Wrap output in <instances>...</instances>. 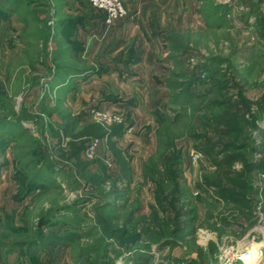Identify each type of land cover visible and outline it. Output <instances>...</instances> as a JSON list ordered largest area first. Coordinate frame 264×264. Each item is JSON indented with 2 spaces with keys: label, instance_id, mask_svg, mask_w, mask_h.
<instances>
[{
  "label": "rangeland",
  "instance_id": "obj_1",
  "mask_svg": "<svg viewBox=\"0 0 264 264\" xmlns=\"http://www.w3.org/2000/svg\"><path fill=\"white\" fill-rule=\"evenodd\" d=\"M116 1L124 16L108 24L90 0H0V264H241L251 246L264 264V212L257 201L244 211L202 193L213 168L193 161L188 137L223 73L248 98L264 96V0ZM65 115L79 128L123 126L114 141L131 160L126 196L102 181V168L118 174L104 140L87 144V173L61 159ZM173 147L195 238L120 246L118 229L138 233L126 219L149 214L153 178ZM251 183L264 187V172ZM57 241L69 247L59 262Z\"/></svg>",
  "mask_w": 264,
  "mask_h": 264
},
{
  "label": "trees",
  "instance_id": "obj_2",
  "mask_svg": "<svg viewBox=\"0 0 264 264\" xmlns=\"http://www.w3.org/2000/svg\"><path fill=\"white\" fill-rule=\"evenodd\" d=\"M138 62L139 57H131V64ZM215 89L218 99L209 104L207 113L188 133L193 148L202 153L213 168L212 173L202 177L199 187L216 202L249 211L257 201L264 212V187L255 188L251 183L254 173L264 172V128L258 118L259 112L264 113V96L260 100L248 98L236 78L226 72L216 81ZM63 122L58 138L60 142H67L60 148L61 159L71 161L82 173H87L91 162L81 159L87 144L104 140L117 164L118 174L111 178L102 168V181L110 184V193L117 200L126 196L132 184L131 160L114 141L123 135V126L91 122L79 128L78 119L70 115H65ZM247 127L257 136L246 138ZM251 155L255 157L250 159ZM180 166V151L173 147L163 165L164 171L157 172L153 178L154 203L148 206L149 214L125 221L132 225L131 234L138 232L147 245L174 246L178 240L188 243L195 238L194 210L182 200Z\"/></svg>",
  "mask_w": 264,
  "mask_h": 264
},
{
  "label": "built area",
  "instance_id": "obj_3",
  "mask_svg": "<svg viewBox=\"0 0 264 264\" xmlns=\"http://www.w3.org/2000/svg\"><path fill=\"white\" fill-rule=\"evenodd\" d=\"M90 2L92 6L95 7L96 9H101L106 11L108 24H111L114 21L124 16V11L116 0H90ZM92 150L93 148L91 147L90 151ZM204 157L205 156L202 153L196 152L195 156L193 157V161L197 162L198 160ZM235 261L239 263L237 259H235Z\"/></svg>",
  "mask_w": 264,
  "mask_h": 264
},
{
  "label": "bare ground",
  "instance_id": "obj_4",
  "mask_svg": "<svg viewBox=\"0 0 264 264\" xmlns=\"http://www.w3.org/2000/svg\"><path fill=\"white\" fill-rule=\"evenodd\" d=\"M260 248L251 246L240 254L241 264H262V256ZM236 259V258H235Z\"/></svg>",
  "mask_w": 264,
  "mask_h": 264
},
{
  "label": "crops",
  "instance_id": "obj_5",
  "mask_svg": "<svg viewBox=\"0 0 264 264\" xmlns=\"http://www.w3.org/2000/svg\"><path fill=\"white\" fill-rule=\"evenodd\" d=\"M139 64V62L137 63V64H135V65H138ZM135 65H133V66H135ZM182 191V200H183V202H185L186 200L183 198V197H185L184 196V190L182 189L181 190ZM118 244H119V242H118ZM120 245V244H119ZM54 246H55V249H54V251L52 252L53 254V257L54 258H56V260L59 262L61 259H60V255L62 254V253H64V250L65 251H67L66 249H69V247H68V244H64V242H60V241H57L56 243H55V245H53L52 247L54 248ZM120 246H123V245H120ZM65 247H67V248H65ZM123 247H127V246H123ZM36 249H35V252L36 251H38L39 252V247L38 246H36L35 247ZM65 248V249H64ZM42 250V249H41ZM63 251V252H62ZM129 253V252H128ZM64 255H65V253H64ZM22 260V259H21ZM24 262H26V261H24ZM20 264H24L23 262H21Z\"/></svg>",
  "mask_w": 264,
  "mask_h": 264
},
{
  "label": "water",
  "instance_id": "obj_6",
  "mask_svg": "<svg viewBox=\"0 0 264 264\" xmlns=\"http://www.w3.org/2000/svg\"><path fill=\"white\" fill-rule=\"evenodd\" d=\"M118 232H119L118 242L120 245L130 246V245H133V244L139 242V240H140V234L139 233H136V234H133V235L127 237L125 235V231L123 229H118Z\"/></svg>",
  "mask_w": 264,
  "mask_h": 264
}]
</instances>
